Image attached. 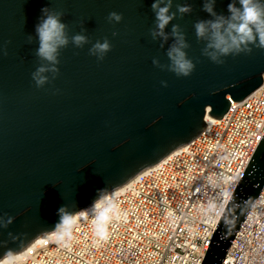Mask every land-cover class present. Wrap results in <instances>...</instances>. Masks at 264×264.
Returning <instances> with one entry per match:
<instances>
[{
    "label": "water",
    "instance_id": "95a60500",
    "mask_svg": "<svg viewBox=\"0 0 264 264\" xmlns=\"http://www.w3.org/2000/svg\"><path fill=\"white\" fill-rule=\"evenodd\" d=\"M231 0H216L214 11L228 16ZM153 0H0V215L14 218L0 228V261L9 249L24 251L51 234L66 205L90 208L98 190L109 193L192 142L205 119H221L231 102H240L262 84L264 49L223 57L218 65L202 54L194 23L213 17L204 0H173L193 11L166 28L169 38L153 41ZM239 6V5H237ZM64 10L69 36L85 30L90 43H71L60 52L59 75L37 87L32 73L36 56L35 27L41 9ZM123 14L119 23L110 12ZM82 22V23H81ZM179 24L196 67L177 77L153 64L170 61ZM116 32L118 35L113 36ZM33 37L32 43L27 37ZM112 44L102 61L89 55L97 40ZM10 41V43H9ZM163 44V47H161ZM6 50L7 55H4ZM166 81L167 87L161 82ZM264 186V137L229 200L202 264H221L237 229ZM19 238L13 241L9 233Z\"/></svg>",
    "mask_w": 264,
    "mask_h": 264
},
{
    "label": "built area",
    "instance_id": "2783aa9c",
    "mask_svg": "<svg viewBox=\"0 0 264 264\" xmlns=\"http://www.w3.org/2000/svg\"><path fill=\"white\" fill-rule=\"evenodd\" d=\"M112 197L120 210L99 239L89 215L60 241L41 236L13 264H202L220 218L264 137L261 86ZM221 264H264V186Z\"/></svg>",
    "mask_w": 264,
    "mask_h": 264
},
{
    "label": "clouds",
    "instance_id": "9594fccd",
    "mask_svg": "<svg viewBox=\"0 0 264 264\" xmlns=\"http://www.w3.org/2000/svg\"><path fill=\"white\" fill-rule=\"evenodd\" d=\"M215 3L216 0H204L203 10L209 13L213 19L198 20L193 25L197 40L205 42L202 49L204 56L212 62L222 65L225 63L223 57L236 56L241 53L251 54L254 47L264 49V0H231L227 9L228 16L217 14L214 11ZM172 6L173 0H153L151 7L155 14V26L149 29V35L153 41L158 38L167 41L169 36L164 30L177 18V13L179 18L183 19L185 14H190L193 11L191 5L178 4L176 12H172ZM41 12L43 15L35 27L38 39V48L35 54L42 63L32 73V79L38 88L50 82L48 74H51L52 80L59 75V56L62 49L68 47L70 43L76 48H83L84 45L90 43L88 36L84 34L83 27H81V32L69 36V25L62 20L65 16L64 10L45 7L41 9ZM122 19L123 14L115 11L110 12L107 17L110 23H119ZM112 35L116 36L118 33L113 32ZM171 36L175 42L166 51L170 62L161 64L157 58H154L152 62L156 67L173 72L177 77H188L196 67L186 52L190 44L179 24H172ZM32 41L33 37L29 35L27 42L30 44ZM111 50L112 44L105 37L103 42L97 40L92 44L89 55L102 61ZM3 54L7 55L6 50ZM161 84L167 87L166 81H162ZM57 215L59 220L51 232L58 240L70 241L77 223L89 215L93 218L96 236L104 240L108 237V228L113 219H119L120 210L112 195L106 189H102L98 190V198L90 208L73 212L63 205L57 210ZM13 220L14 218L6 213L0 215V228H7L13 223ZM8 235L13 241L19 238L11 232ZM13 254V250L9 249L0 264H13L11 259Z\"/></svg>",
    "mask_w": 264,
    "mask_h": 264
},
{
    "label": "bare ground",
    "instance_id": "6f19581e",
    "mask_svg": "<svg viewBox=\"0 0 264 264\" xmlns=\"http://www.w3.org/2000/svg\"><path fill=\"white\" fill-rule=\"evenodd\" d=\"M209 119H210V118H208V117L206 118L207 122L209 121ZM134 179H135V177H134L129 183L133 182ZM129 183H128V184H129ZM128 184H127V185H128ZM124 187H125V186H124ZM121 189H123V187H122V188H119L118 190L112 191L110 194L113 195L114 193L120 191ZM17 257H18V254L13 255V256L11 257L12 261L15 260ZM2 260H3V259H2ZM2 260H1V261H2Z\"/></svg>",
    "mask_w": 264,
    "mask_h": 264
}]
</instances>
